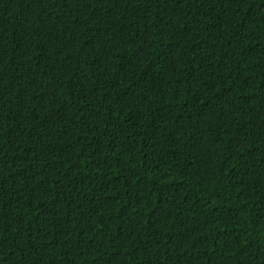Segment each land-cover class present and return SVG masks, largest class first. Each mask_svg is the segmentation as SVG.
Here are the masks:
<instances>
[{"label":"trees","instance_id":"trees-1","mask_svg":"<svg viewBox=\"0 0 264 264\" xmlns=\"http://www.w3.org/2000/svg\"><path fill=\"white\" fill-rule=\"evenodd\" d=\"M0 264H264V0H0Z\"/></svg>","mask_w":264,"mask_h":264}]
</instances>
